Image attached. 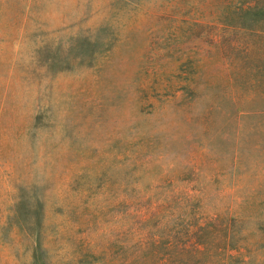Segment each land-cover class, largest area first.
<instances>
[{
  "label": "rangeland",
  "instance_id": "obj_1",
  "mask_svg": "<svg viewBox=\"0 0 264 264\" xmlns=\"http://www.w3.org/2000/svg\"><path fill=\"white\" fill-rule=\"evenodd\" d=\"M0 264H264V0H0Z\"/></svg>",
  "mask_w": 264,
  "mask_h": 264
}]
</instances>
